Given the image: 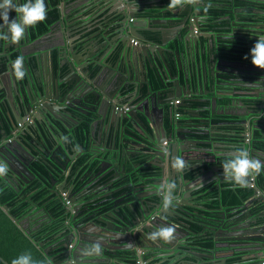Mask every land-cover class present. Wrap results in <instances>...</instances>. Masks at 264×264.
<instances>
[{
    "label": "water",
    "instance_id": "1",
    "mask_svg": "<svg viewBox=\"0 0 264 264\" xmlns=\"http://www.w3.org/2000/svg\"><path fill=\"white\" fill-rule=\"evenodd\" d=\"M122 3L126 6L128 5V0H122ZM201 6V4L199 6L190 5L184 15L182 11L180 14L176 13L175 17L172 18L147 19L146 21L138 20L135 14L124 12L121 14L123 17L122 30H119L117 38L102 35L96 41H86L80 44L81 46L77 44L78 39L72 40L68 38L71 34L69 32L70 28L64 22V11H61L59 17V21L62 22L60 28L62 29L63 26L61 37L63 40H69H67L66 44L56 49L55 60L57 63L54 62L51 52L34 51L24 55L23 48L19 47L14 53L25 57L26 66H24V69L26 76L23 80H17L12 66L7 64L8 59H6L5 70L7 69V73L4 75L7 77V83H4L6 88L3 103L5 106L7 104L4 114L12 130L16 131V123L25 121L33 107H35L36 114H34V118L36 122L38 124L44 123L45 126L43 127H48L56 136H58L59 132L63 135V129L59 127V124L61 128L63 127V118L70 117L76 126L87 121V131H85L81 140L83 143L86 142L87 146H91V143L95 140L91 130L95 126V121H98L96 119L102 120L105 116L106 107L109 104L105 97L111 98L112 94H115L111 89L110 92L112 94L108 93V88L112 85L114 77H116L115 73L121 72L118 63L111 65L107 62L110 57L113 58L116 55L118 58L121 55L124 56L125 52L129 57L137 55L136 59L139 60L137 63L139 62V65L143 61L147 64L149 63V67L156 72L157 81L160 85V88L157 89L158 91H155L147 75L145 76V71L139 66L142 77L137 82L131 83V86H133L132 94H129L136 99L135 104H132L135 106L134 108L141 112L144 111V117L150 122L153 134H151V131H147L149 130L147 129L148 125L136 113L122 112V114H119L118 119L121 116L128 119L127 125L123 126L124 122H122L115 131L109 130L110 132L107 130L108 127H106L107 131L103 132V135L99 137L98 146L94 145L93 147L92 144L91 149L88 151V159L78 166L75 160L83 153L82 143H79L80 153L77 155L71 145H66L65 147L51 133L55 139V141H52V145L54 146L55 142L58 143L54 153L58 152L64 158L61 161L53 156L58 163L59 169L58 171L54 169L51 173L55 176V180L50 174L48 175L51 182L57 185L52 193L58 196L62 203L65 200L69 202V206H66L65 209L67 214V222L65 224L67 235L59 241L62 243L60 247L65 252L61 259L51 257L52 264H135V261L142 263L146 257H150L149 255L152 258H168L171 256L174 260L179 261L178 264H222L221 262H214V252H196L186 243V238L190 234L193 235V233L184 225L183 221L187 220V218L191 220L197 213L195 211L190 212L185 207L204 209V207L194 205L191 202L192 193L199 191L212 181L216 182L215 187H218L219 183L218 180L213 179L201 182L193 188L190 186L191 180L185 178L187 171H190L189 167L179 173L171 167V158L179 156L177 150L183 152V147L187 146V144H191L194 150H201L200 146L196 145L197 143L190 141L193 139L188 135L204 136L207 134L206 131H191L187 127H183L178 122L179 119H174V113L181 108L184 115H188L187 117L198 119L201 124L205 123L201 118L202 107L193 108L192 104L207 103L206 99L198 96L202 93V89L209 86L210 91H207L206 94L214 95L209 99L211 105L215 103L218 94H223L224 96L237 98V102L241 103L247 110L259 111L258 113L262 116L255 120L256 123L254 122L252 126L253 129L259 130V124L264 123V112L262 114L264 105V69L257 68L252 63L216 59L217 65L214 66L213 71L211 70L210 73H207L206 68L209 65L206 66L205 61H202V56L206 52L205 42H208V44L213 43L215 48H218L221 41L234 39V29L228 34L216 35L210 32H203L201 25L204 23L205 17L201 16L199 11ZM250 10L255 11L254 8H250ZM153 25L159 27L156 29L151 28ZM54 26L55 23L50 29L55 28ZM145 33L158 34L160 39L155 42L147 38ZM64 36L67 38H64ZM131 39L139 41L141 45L137 48L129 47ZM202 40H204V43H202ZM32 43L30 42L29 44ZM168 44L171 45V49L167 50L165 46ZM7 45L4 46V49L10 48ZM172 48L175 51H172ZM5 52L3 50L0 53V57ZM164 53L168 55V58H164ZM77 56H80V58H77ZM183 62H185L186 69L182 66ZM220 63H223L224 69L227 70L225 73L218 72L217 66ZM230 64H235L236 67H232ZM242 66L244 68H240ZM232 69L243 72L242 74L245 77L238 78L230 74L229 70ZM219 74H222V76L220 77ZM181 76L183 77V84L180 83ZM0 78H2L1 74ZM106 79H108L106 84H99L97 81ZM0 80L3 81V79ZM194 81L196 82L197 91L194 89ZM223 86L232 88L231 92L228 94L219 91V88ZM130 89L128 88V91H126L129 93ZM13 90H15V95L12 94ZM121 94L122 92H116L117 98L115 100L111 99L114 101L115 107L120 105L118 99H120ZM186 94H190V96L192 95L195 98L190 99L189 95L187 97ZM248 94L251 95L252 100L246 103L247 101L245 102L244 97ZM157 97H161L162 100H158ZM141 98H143L142 103L139 102L136 105V102ZM177 100L179 101L178 104L174 105L173 102ZM232 101L235 100L232 99ZM163 103L169 105L170 129L166 135L162 127L156 125L158 129L155 128L149 111L150 104L153 106V104L161 105ZM111 107L113 108L112 105ZM73 108L78 113L84 114L86 120L74 115L70 111ZM157 111L159 116H161L160 124H162L163 109H158ZM115 116L117 114L113 113L111 120ZM238 124L241 125L240 128L244 131L247 128L251 130L250 122L246 120H241ZM58 129L62 131L58 132ZM67 130H70V128ZM40 131V125L34 126L32 133L22 130L13 143L7 142L8 135L5 134L4 130L2 131L5 135L0 138V160L8 164L9 171L13 176L17 174V171L9 165L12 161H16L15 166L18 169L26 168L28 171L33 163L39 164L37 159L39 154L37 153L41 152L44 154L43 152L45 151L40 145L44 146L46 144ZM158 132L161 133V138L157 136ZM249 133H241L240 139L243 143L240 148H247L252 157L260 156V161L264 163V148H260V145H264V126L259 132L260 139L255 138L254 130L252 132L249 131ZM77 135V129L71 130L64 142L71 144L76 140ZM34 137L37 143L33 141ZM109 141L113 144V148L115 142L119 145L123 144L119 148V154L114 153V155L108 156L104 143ZM164 142L165 146H163ZM138 148L142 150L141 155H145V152H148L147 154L150 157L152 156L149 164L155 170L149 173V171H143L144 167H141L137 173H133L131 176L130 173H126L125 168L128 165V161L136 156L139 151ZM204 151L209 152L210 150L204 149ZM182 155L183 153L180 154V157L188 162L190 155L188 157ZM222 156L230 157L229 154L221 155L216 153L215 158L217 160H215L213 166H209L212 171H215L214 167L220 164L219 158ZM205 159L204 163L209 164L210 161L207 162L209 157L205 156ZM111 162L115 163L117 168L111 166ZM71 163H73L72 166L68 168ZM107 167L112 168L109 171L113 172L111 175L112 179H114L115 174L119 177L122 173L130 181L126 187H133V190L127 191L125 194V198L129 201L124 206H121L122 204L119 206V202L115 201L112 203L111 209H97L92 215L86 216L84 209L86 207L81 209L78 205L79 198L82 196L83 201L81 203L84 204L89 199H95L104 191H107V188H104L99 183V175ZM137 168L138 166H136L135 170ZM109 172L106 170L104 174L107 175ZM13 176L10 177L13 178ZM23 176L28 178L27 182L35 178V175L31 177L29 172L25 171ZM259 176L263 177L264 181V169H262ZM134 179H136L137 183H140V187H137L139 189H136ZM169 181H174L177 185L176 190L173 192V196L176 199L173 202L174 207L164 210L162 208V193L159 189L161 185ZM59 182L60 184L58 185ZM71 182L72 184H70ZM126 187L119 190H123ZM249 187H251L250 183L247 188ZM140 190H142L141 195L138 193ZM253 192V197L243 204V209L247 213L243 215L240 212L234 215L220 213L217 218L207 219L205 230L212 233L215 249L219 245H225V247L229 245V243H224L222 239H233L237 242L247 241L248 248L253 247L255 257L257 253L263 256L264 186L262 188L258 187ZM62 193H66L65 199L61 196ZM259 201L263 202L262 208L259 213L253 215L252 211L247 209V206L251 202ZM98 205H101V202L95 203L94 208ZM1 208L10 220L25 233V228L21 226L20 221L9 215V208L5 205ZM32 211H37V207L32 206ZM202 219L206 218L202 216ZM258 220H262L261 223ZM250 221L253 222L251 223ZM239 222L247 229L252 226L257 227L253 230L257 234L253 237L238 238L236 233L239 231ZM164 226L175 228L176 239L169 243L149 239L150 233ZM60 236L61 234L57 235V237ZM59 242L54 244L53 249L59 248L56 246ZM97 243L103 248V252L99 257L85 256L84 260H79V257H84L83 250L86 247ZM234 244L242 247L246 243ZM38 247L41 248L42 244H38ZM158 248L167 252L162 254V256L149 254L154 253ZM46 251L44 250V252ZM129 258L132 259L129 260ZM201 260H205V262ZM166 261L172 262V259H167ZM0 262L8 264L1 257ZM258 263L260 264L261 260H258Z\"/></svg>",
    "mask_w": 264,
    "mask_h": 264
},
{
    "label": "crops",
    "instance_id": "2",
    "mask_svg": "<svg viewBox=\"0 0 264 264\" xmlns=\"http://www.w3.org/2000/svg\"><path fill=\"white\" fill-rule=\"evenodd\" d=\"M247 1H254V0H247ZM189 7H190V5H187V6H184L183 8L169 9L171 11H169L167 9L165 11H169L171 13L170 15L172 17L176 13H181L182 11L184 13H186L187 9H189ZM240 10L243 11V9H240ZM112 15L113 14L111 12H104V14H102L100 20H104V19L106 20L107 18L112 17ZM256 15H263L264 16V14L261 12H259ZM235 21L236 20H233L232 24L235 23ZM255 28L257 29V28H259V26L257 25ZM62 29H63V26H62ZM62 29L60 28V25H59L56 28H53L52 30L49 29L47 33L36 38L34 40L35 43H33L31 46L32 52H34V51H43V52L48 51V52H52L53 57H54L57 54L56 49L60 48L61 45L66 44L67 40H68V39L67 40L62 39V37H61V33H62L61 30ZM114 29L115 28L112 29L113 31H111V34L109 35V33L107 31L103 30V26L102 27L98 26L96 28L95 27L85 28L81 32V34H80L81 36H80V38H78L77 44L79 46H81L80 44H82L86 41H88V42L96 41L98 37H101L102 35H106V34H108L109 36H112L113 33L116 31V30L114 31ZM232 29L235 30L236 28H232ZM226 34H228V33H226ZM64 38H67V37L64 36ZM205 47H206L207 53L208 52L210 53L211 49H214V50L217 49V48H215V45L213 43L208 44V42H205ZM79 48H81V47H79ZM136 57H137V55H133L132 57H129L128 54L126 55V52H125L124 56L121 55L118 58L115 56L114 59L109 61V64H111V65H113V63H118V67H119L121 72L115 73L116 77H114V79L111 83L112 87L110 86L108 88L107 92L112 94L110 92V89L112 91H114L115 94H116V92H122L120 99H118L120 105H117L115 107L114 101L111 100V99L115 100L117 98V96L115 94H112L111 98L105 97V100L109 103L106 107L105 116L102 120L100 119L101 121L99 119H96L98 121H95V126L91 130L93 136L95 137L94 138L95 140L93 141V143H91V146H89V145L87 146L86 142L82 143V145H83V154L82 155H85L86 160L88 159V156H89L88 151L91 149L92 144H93V147H94V145L98 146L97 142L99 141L100 135H103V132H105L107 130L108 131L109 130L115 131L117 126L119 127V125H121L122 122H124L123 126H126L128 123V119H126L122 116L119 117V119H118V116L120 114L119 110H121V112L127 111L129 109L128 106L130 104H135V101H136V99L132 95H129V94H132L133 86H131V83H134L135 81L137 82L138 79L142 77V72L139 68V62L137 63V61H139V60H137ZM77 58H80V56H77ZM180 60H181V58H180ZM210 61L211 62H209V63L205 62L206 66L209 65L206 68L207 73H210L211 70L213 71L214 66L217 65V62H215L216 59L211 57ZM54 62L57 63L55 58H54ZM23 63L25 65V62H23ZM182 66H184V68L186 69L185 62H183ZM230 66L236 67L235 64H230ZM240 68H244V67L242 66ZM217 69L219 70L218 71L219 73H225L227 71L226 69H224L223 63H220L217 66ZM229 73L238 77V78H241L244 76L242 74L243 72H238L234 69L229 70ZM129 76H130V78H129ZM219 76L221 77L222 74H219ZM97 81L99 84H101V83L106 84L108 82V79L97 80ZM180 83L183 84V77L182 76L180 77ZM128 88H131L129 90V93L127 92ZM194 89H195V91H197L195 81H194ZM231 90H232V88L226 87V86L219 88V91L225 92L228 94L231 92ZM207 91H210L209 86H206L205 89H202V93L198 96L200 98L207 100L205 109H203V112H206V114H208V117H206V119H207L206 121L209 122V124H207V129H206L207 134H205L204 135L205 137L203 139H200L199 141H197L198 139L197 140L196 139L190 140L193 143H197L196 145L198 147L200 146L201 150H194L193 149L194 147H192L191 144L190 145L187 144V146L183 147V149H184L183 152L182 151L179 152V150H177V152H178L179 156L181 153H183L182 156H184V157H186V156L188 157V155H190L189 161L187 162L188 164L190 163V165H189L190 171H187V173L185 174V178L191 180V185H190L191 187L194 188L196 185H198L201 182L211 181L213 179L218 180L219 186H225V185L234 186L233 182H230V181L224 179L222 164L227 159L226 156H222L219 158L220 164L217 165L216 167H214L215 171H212L209 166H211V165L213 166L215 163V160H217L215 158L216 153L221 154V155H226V154L233 153L238 148H240L241 144L243 143L242 140L240 139L241 133H249V131L252 132L254 130L255 131L254 135L258 134L262 130V127L264 125L259 124V126H260L259 130L253 129L252 126L254 125L255 120L261 118L262 115L259 114L258 113L259 111H257V110H247L246 107H243L241 103L237 102V98H232L230 96H224L223 94H218L216 96L215 103L213 105H211V102L209 101V99L211 97H213L214 95L210 94V93L206 94ZM185 93H186V91H185ZM228 94H226V95H228ZM188 95H189L190 99L195 98L192 95L190 96V94H186L187 97H188ZM128 97H129V99H128ZM144 98H145V96H144ZM157 99L159 100V99H161V97H157ZM232 99L235 101H232ZM142 100H143V98H141L138 102H136V105L139 102H141ZM195 104H198V103H195ZM111 105L113 106V108L111 107ZM6 106H7V104H6ZM134 107L135 106L132 105V109L135 111L134 113H136L137 116H139V118L148 125L147 129H149V130H147V131L148 132L151 131V134H153V130H152V126H151L150 122L148 120H146V118L144 117V111L141 112ZM206 107H207V109H206ZM209 107H210V109H209ZM168 108H169V105H166L164 103L161 105L153 104V106L150 104V106H149V111H150L152 123L155 125V128H157V129L159 126L162 127L164 132H165V135L168 133V131L170 129V124H169L170 118H169ZM158 109H163V118H162L163 122H162V124H160L161 123L160 122L161 116H159V113L157 111ZM133 110H131V111H133ZM263 112H264V105H263L262 114H263ZM113 113L117 114V116H115V118H113L111 120V116ZM34 114H36V113L34 112ZM34 114H31V115H33L32 117H34ZM186 116H188V115H186ZM63 119L64 120L67 119L66 122L69 123V127L70 126L74 127L73 120H71L70 117L69 118L66 117ZM241 120H246L247 122H250L251 130H248V128L245 131L242 130L240 128L241 125L238 124L241 122ZM34 121H35V124L37 126L38 125H40V127L45 126L44 123L38 124V122H36L35 118H34ZM106 127H108L107 130H106ZM237 128L239 130L236 133L234 131V129H237ZM40 132L42 133V130ZM137 132H139V131L137 130ZM157 136L158 137L160 136V138H161V133L158 132ZM56 137H57V140L59 141V143L65 145V147H66V145H69V146L71 145L73 151H75L77 154H79L78 153L79 152L78 142H72L71 144H69V143L67 144L66 142H64V140L67 137L62 138V135L60 132L58 133V136H56ZM52 141H55L53 135L51 136V142ZM44 142H46V144L44 146H42V149L45 152H43L44 154H42L41 152H38L37 154H39V156L37 157V159L39 160L38 165L42 166V168L45 172V176L50 178L48 176L49 174L51 175V177H53V174H51L53 172L52 167L55 170L57 169V171L59 169L58 163L55 161L53 156L56 158L59 157L60 159H64V158L62 156H59L58 152L54 153V151H53L57 148V145H58L57 142H55L54 146L51 145V147L48 146V144L50 143V139H47ZM122 145H123L122 143L119 145L117 142H115V144H114L115 149H114L111 141L104 143V147L106 148V153H108V156L109 155L112 156V155H114V153L119 154V148ZM165 145L166 144L164 142L163 146H165ZM204 149L210 150V151L205 152ZM138 150L139 151L136 153V156L133 157V159L128 161V165L126 166L125 170L129 169L133 172L136 169V166H138L137 170L141 167H146V168L147 167H153V166H150V164H149L151 162L150 160H152V156L150 157L149 154H147L148 152H145L146 153L145 155H141L142 150L140 148H138ZM205 156H207V158L209 157L211 164L210 163L209 164L204 163V161L206 160ZM80 158H82V157L78 156V158L75 161L79 160ZM228 158H230V157H228ZM253 158L260 160V156H253ZM86 160H84V161H86ZM147 160H149V161H147ZM72 164L73 163L69 164L68 168H70L72 166ZM111 164H112L111 166H113L114 168L115 167L117 168L115 163L111 162ZM50 169H51V171H50ZM121 172H123V171H121ZM126 173H127V170H126ZM120 175L123 176L122 173ZM124 177H125V175H124ZM124 177H122V178H124ZM257 178H258L257 176L254 179L250 178V184L253 185V187H250V188H254V190H256L258 188V187L256 188V186H255ZM123 180L126 182V184H122L120 188L126 187L130 183V181L127 178H125ZM196 182H198V183H196ZM70 184H72V182ZM215 184H216V182L212 181L211 183L204 186L203 188L210 186V185L214 186ZM135 185H136V189H139L137 187H140V183H136V181H135ZM263 186H264V181H263V177H261V184L259 185V187L262 188ZM244 188H247V187H244ZM119 189H114L113 192L114 193L118 192ZM239 189L241 190L243 188L235 186V190H239ZM123 190H126V192H127L130 190H133V187H126ZM138 193H140L139 195H141L142 190L138 191ZM103 194H106V193H103ZM103 196H105V195H99L98 197H96L95 199H92V200L89 199L88 202L84 203V204L81 203L83 201V198L81 196L79 198L78 205L81 209L86 207V208H84L86 216L92 215L93 212L95 213V211L97 209H101V208H105L108 210L111 209L112 205H107V204L105 205L106 202L104 203L103 200H102L103 202L99 201V202H101V205H98V206H96V208H94V204L99 203L98 202L99 198L102 199ZM191 200H192L191 202L194 205L203 206L202 204L204 202L202 200H200V195L198 194V191H194L192 193ZM124 205H126V203L122 204L121 206H124ZM119 206H120V204H119ZM119 206H117V207H119ZM185 209L190 211V212L201 210V209H195L193 207H185ZM239 212L241 214L247 213L245 209H240ZM38 213L41 214V211H40V209L38 210V208H37V211H35V212L32 211L33 216L38 215ZM246 218L248 219V217H246ZM240 222L238 225L239 231L236 233L238 238L253 237L257 234L256 232H253V230L256 229L257 227L252 226L250 229H247V227L243 226L242 223L240 224ZM250 222L252 223L253 221H250ZM191 236H193V235H189L188 238ZM188 238H186V241L188 240ZM222 241H224V243L225 242L229 243V245L227 247H225V245H223V246L219 245L217 247V249H215L214 242L211 241L212 242V248L209 251L215 253L214 262H217V263L221 262L222 264H258V260H261L263 257L259 253H257V255L255 257V254L253 253L254 249H253V247L248 248L247 241L237 242V241H234L233 239H230V240L222 239ZM249 241H251V239H249ZM254 242H251V243H254ZM234 243H241V244L246 243V244L242 247H238V245L234 244ZM192 250H194L196 252L201 251L200 249H195V248H193ZM209 251H208V253H209ZM161 252L166 253L167 251L162 250ZM202 252H205V251H202ZM263 255H264V252H263ZM159 256H162V255H159ZM84 259H85V256L79 257V260H84ZM155 259H153L152 257H147L145 259V261H143L142 263L141 262H139V263L140 264H153V260H155ZM187 260H189V258H187ZM201 261L205 262V260H201ZM162 262H165V261L161 260L157 264H161ZM175 262H179V261L176 260Z\"/></svg>",
    "mask_w": 264,
    "mask_h": 264
},
{
    "label": "trees",
    "instance_id": "3",
    "mask_svg": "<svg viewBox=\"0 0 264 264\" xmlns=\"http://www.w3.org/2000/svg\"><path fill=\"white\" fill-rule=\"evenodd\" d=\"M59 0H45L47 5V19L37 24L34 28H29L31 39H36L37 37L44 35L48 32L50 27L57 21L59 13L56 5ZM170 0H161L159 3L160 8L169 9L168 4ZM211 5L205 11L206 5ZM201 7L199 11L201 16L205 17L204 23L201 25L203 32H210L212 34H226L234 30V39L231 41H221L219 47L214 50L211 49L210 53L205 52L203 54L202 61L207 63L211 62L210 58L221 59L227 61H241L251 63L250 50L257 42L258 37L264 36V16L256 15L259 12L264 14V1L262 0H202ZM250 8H254L255 11H251ZM240 9H243L240 10ZM245 9V10H244ZM155 13V14H154ZM171 13L165 11L162 15L164 18H170ZM185 13H183L184 15ZM151 19H157L161 15V11L157 9H152ZM236 20L232 24V21ZM259 28H255L256 26ZM204 43V40H202ZM247 57V59L245 58ZM54 58V57H53ZM158 82V81H157ZM159 85V84H158ZM4 95L0 93V109L5 108L3 103ZM229 101V100H228ZM202 107L205 109L206 103L202 104H192L193 108ZM179 113V123L183 127H187L191 131L202 130L206 131L207 124L206 117L208 114L206 112L202 113V119L205 123H199L198 119L189 118L183 113V109H178L176 111ZM1 130V128H0ZM43 138L45 140L50 139L48 146L51 147V136L52 132L47 127H41ZM238 128L234 129L237 133ZM61 131L58 129V132ZM87 131V121H84L78 130V137H83V133ZM49 134V135H48ZM55 135V133L53 132ZM259 135V133L257 134ZM2 135L0 134V137ZM50 136V137H49ZM192 139H203L205 136L188 135ZM259 139V136H256ZM78 140H81L78 138ZM263 149L264 145H260ZM210 160H207L209 162ZM84 162V158H80L76 161L79 166ZM207 164V163H206ZM35 173L44 174L45 172L42 166L37 163L33 166ZM128 173L133 175L137 173L138 170L133 172L126 169ZM153 167H144L143 171H154ZM136 181V179H134ZM137 183V182H136ZM261 184V177L259 176L256 181V188ZM260 188V187H259ZM257 190V189H256ZM254 188H243L235 190V186L225 185L215 187L213 185L202 188L198 191L200 195V200L204 203L202 204L204 209L195 211L197 215H194L190 220L187 218L183 221L184 225L190 229L193 236L189 237L187 240V245L190 248L200 249L202 251H209L212 248V233L205 230L208 218H217L220 213L234 215L238 213L240 209H243V204L249 201L253 197ZM37 204L38 207H45L49 216L55 219V223L51 230L47 233V229L42 228L36 234L27 235L21 229L14 224L10 218L3 212L2 206H7L9 208V215L15 217L17 220L23 216V214L28 211L31 205ZM263 202H251L247 206L253 215L260 212ZM243 215V214H241ZM202 216L206 219H202ZM64 205L55 196H47L46 190L43 189L41 183L35 179L31 184H29L25 189H22L19 193L0 179V257L5 260L8 264H12L13 259L17 258L23 253H31L32 257L36 261L45 260V258L55 257L56 259H61L64 252L59 248L55 250H50L44 252L43 248H39L38 244L43 243L46 246L48 240L53 239V235L61 230H64L62 221L64 220ZM262 220H258L261 223ZM192 235V234H190ZM0 264H2L0 262Z\"/></svg>",
    "mask_w": 264,
    "mask_h": 264
},
{
    "label": "flooded vegetation",
    "instance_id": "4",
    "mask_svg": "<svg viewBox=\"0 0 264 264\" xmlns=\"http://www.w3.org/2000/svg\"><path fill=\"white\" fill-rule=\"evenodd\" d=\"M24 2H25V0H14V3H21L22 4ZM160 2H161V0H128V5L124 6L122 3V0H59L58 4L56 5V7L58 9L59 16H58L57 21L55 22L54 27L56 28L57 26L62 24V22L59 21V17H60V12L64 11L63 12V16L65 19L64 22L70 28L69 32L71 33L70 36L68 37L69 39H72V40L78 39L81 36L80 35L81 32L85 28H93V27L96 28L98 26L99 27L103 26V30L107 31L109 33V35L111 34V31H113L112 29L115 28L114 31L115 30L116 31L110 37L117 38L119 30L120 29L122 30V27H121V23H123V21H122L123 17L121 16L122 13H124V12L125 13H132V14H135L137 16L138 20L146 21L147 19H151V16H149L148 14H152V9H157V10H159V12L161 11V15L157 19H161V18H164L162 14L165 12V9H162V8H160V6H157V5H159ZM103 9H105V10H103ZM104 12H111L113 15H112V17H109L106 20L105 19L100 20L102 14H104ZM177 14H180V13H177ZM15 16H16V13L14 11L9 13L10 20L12 18H15ZM172 17H175V16H172ZM172 17H170V18H172ZM153 20H156V19H153ZM0 25H3V20H0ZM157 27H159V26H156V25L151 26V28H154V29H156ZM0 30L7 32L6 27H4L3 29H0ZM106 35H108V34H106ZM145 35H147V38H149L150 40H153L155 42H157L160 39L158 34L145 33ZM34 40L35 39H31L29 29H27L24 39H22L18 43H12L10 41L0 40V53H2L3 50L6 51L5 54L3 56L1 55V57H0V74L2 77L0 79H3V81L0 80V93H2L4 95L3 99H5V88H6V85L4 83H7V81H6L7 77L4 75L5 73H7V69L5 70L6 59H8L7 64H10L12 66V63L15 61V59L18 56H20V55L14 53L15 51H17V48H19V47L23 48V54L26 55V54L32 52L31 46L33 43H35ZM131 40H134V39H131ZM131 40L129 42V47L137 48L141 45V43L136 40L137 44L133 46V45H131ZM30 42L31 43L33 42V43L29 44ZM7 44L9 45L10 48L4 49V46H6ZM170 46L171 45H169V44L166 45L165 49H167V50L171 49ZM172 51H175L174 48H172ZM115 56L113 58L110 57L107 60V62L114 59ZM163 56H164V58H168V55L165 53L163 54ZM52 57H53V54H52ZM54 58H55V56H54ZM54 58H53V60H54ZM23 62H25L24 66H26L25 57H24ZM149 65H150L149 63L147 64L143 61L142 63H140L139 66L142 70L145 71L144 72L145 76L147 75L149 82L154 87V90L158 91L157 89L160 88V85H158V82H157L156 72L152 68H150ZM243 77H245V76H243ZM12 94L15 95V90H13ZM250 96H251L250 94L245 95L244 100H245V102L247 101L246 103H248V101L252 100ZM6 107L7 106H5V108H3V109H0V128H1L0 134L2 136H4L5 134L8 135L7 142L13 143L16 140V138L19 137V133L22 130H27L30 133L33 132L34 126L36 125L35 121H34V117H32L33 115L28 117L31 120L30 123L26 122V120L23 122H20V123H16L17 129H16V131H13L10 123L8 122V120L4 114V111H6ZM34 108L35 107H33V110H34ZM128 108L129 109L125 112H130L131 110H133L132 104H130L128 106ZM33 110H31V111H33ZM70 111L74 115L79 116L80 119L86 120L85 115L78 113L75 108L71 109ZM119 111H120V113H122L121 110H119ZM33 112H35V111H33ZM131 112L134 113L135 111L133 110ZM66 120L63 119L64 124H63L62 128H61V125L59 124L60 129H63L62 138H65V137L68 138L70 131L73 129H77V132H78L79 127L82 124V123L78 124L77 126H76V124H74V127H71V126L69 127V123L66 122ZM263 125H264V123H263ZM66 127L70 128V130H67L68 128H66ZM3 130L5 131V134L2 133ZM78 135H81V134L78 133ZM78 135H77L76 140L74 142H78V144L83 143V142H81L82 137H78ZM256 136H257V134L255 135V138L258 139ZM78 138L81 140H78ZM259 139H260V137H259ZM27 140H29V139H27ZM33 141L35 143H37V140L35 137H34ZM40 146L42 148V145H40ZM78 150H79V148H78ZM78 153H80V150ZM82 154L80 156L82 158H84V160H86L85 155H82ZM77 155H79V154H77ZM59 156H61V155L59 154ZM9 159H12V158H9ZM57 159H60V158L57 157ZM60 160H62V159H60ZM147 161H149V160H147ZM15 162L12 161V162H10L9 165L12 166L15 171H17L16 172L17 174H14L15 176H13V174H11V172L8 171L7 176L2 178V180L4 182H6L8 185H10L16 191V193H19L22 189H25V187H27L29 184H31V182H33L35 179H37L41 183V186L43 187V189L46 190L47 196L54 195L52 192L55 190L57 185H54L51 182V179L48 178L47 176H45L44 174L35 173V171L33 170V166L35 165V163H33V165H30V168L28 171V169H26V168L18 169L15 166L16 165ZM111 169L112 168H110V167L106 168V170L108 172ZM53 170H54V168L52 167V171ZM106 170L102 174L99 175V177H100L99 183L102 184L104 188H107L106 189L107 191L103 192L106 194H103V193L101 194V195H105V196H103L102 199L100 198L98 200V202L103 200L104 203L106 202L105 205L106 204L112 205V203L115 201L119 202V204H125L127 201H129L128 199L125 198V194L127 193L126 190H119L118 192H115V193L113 192L114 189H119L122 184H126V182L123 180V179H125L124 175L123 176L120 175L118 177V175L115 174L114 179H112L111 175L113 174V172H109L107 175H105L104 173L106 172ZM24 171L27 173L29 172L31 177H34V175H35V178L33 180H28V182H27L28 178L23 176ZM10 176H13V178H11ZM122 177H124V178H122ZM53 178L55 180L54 175H53ZM59 184H60V182L58 183V185ZM56 197L58 198V196H56ZM63 205H64L65 217H64V220L62 221V225L64 227V230H61L58 233L54 234L53 239L48 240V243H46V246H44L43 243H39V244H42L41 248L44 247L43 250H47L46 252H48L50 250H55V249H53L54 244L59 242L60 239L65 238V236L67 235V228L65 225L67 222V214L65 212V209H66L65 201H64ZM32 206H36L38 208V210L40 209L41 214L38 213V215L33 216L32 212H31ZM19 221L21 223V226L25 228V233L27 235L36 234L42 228H44V230L47 229L46 234H48L49 231L51 230L52 226L55 223V219L49 216L48 212L45 210V207L44 206L38 207L37 204L31 205L30 209L23 214V216L20 218ZM58 234H61V236L57 237ZM186 243H187V241H186ZM61 245H62V243L59 242L58 245H56V246H58L61 249L62 248V247H60ZM59 248H56V249H59ZM62 251L65 252L64 249ZM161 251H162V249L158 248L154 251V253H149V254H152V255H154V254H156V255L165 254L164 252H161ZM149 256L152 257L151 255H149ZM131 259L129 258V260H131ZM153 259H155V258H153ZM167 259H172V262H170V263L167 262L166 261ZM161 260L165 261V262H162L161 264H178V262H175L176 260H174L172 257H168V258L157 257L155 260H153V264H157ZM135 262H136L135 264H140L138 261H135Z\"/></svg>",
    "mask_w": 264,
    "mask_h": 264
},
{
    "label": "clouds",
    "instance_id": "5",
    "mask_svg": "<svg viewBox=\"0 0 264 264\" xmlns=\"http://www.w3.org/2000/svg\"><path fill=\"white\" fill-rule=\"evenodd\" d=\"M202 0H170L168 4L169 9L183 8L187 5L199 6ZM211 5L205 6V11ZM15 12V18L10 20L9 13ZM47 5L45 0H25L24 3H14V0H2L0 2V20H3V25L0 29L7 28V32L0 30V40L18 43L24 39L27 29L34 28L37 24L44 22L47 19ZM251 63L257 68L264 69V36L258 37L257 42L250 50ZM247 59V57H245ZM24 57L18 56L12 63L13 73L17 80H23L26 76L24 69ZM222 164L224 179L233 182L234 186L240 188L248 187L250 178L254 179L261 174L264 169V163L259 159L251 156L247 148H238L235 152L229 154ZM171 167L176 172H182L189 167L185 159L180 156L171 158ZM9 166L5 161L0 160V179L7 176ZM177 185L174 181L166 182L160 186L162 193V208L168 210L174 207L173 192ZM175 228L171 226H164L149 235L152 241H163L169 243L176 239ZM103 252L102 246L97 243L83 250V255L86 257H99ZM12 264H52L49 258L42 261L33 259L31 253H23L17 258L13 259Z\"/></svg>",
    "mask_w": 264,
    "mask_h": 264
},
{
    "label": "built area",
    "instance_id": "6",
    "mask_svg": "<svg viewBox=\"0 0 264 264\" xmlns=\"http://www.w3.org/2000/svg\"><path fill=\"white\" fill-rule=\"evenodd\" d=\"M136 44H137V41L136 40H131V45L134 46ZM178 102H179L178 100L177 101H174L173 104L176 105V104H178ZM175 116L177 118V117H179V114H176ZM26 122L30 123L31 120L29 118H27L26 119ZM251 187H253V185H251ZM61 196L65 199L66 194L65 193H62ZM65 204H66V206H68L69 205V202L67 200H65ZM260 264H264V255H263L262 259H261V263Z\"/></svg>",
    "mask_w": 264,
    "mask_h": 264
},
{
    "label": "rangeland",
    "instance_id": "7",
    "mask_svg": "<svg viewBox=\"0 0 264 264\" xmlns=\"http://www.w3.org/2000/svg\"><path fill=\"white\" fill-rule=\"evenodd\" d=\"M33 111H35V108H34V110H33ZM33 111H31V112H30V116H32L31 114H33V113H34ZM176 114H179V113H177V112H176V113H174V119H175V120L180 118V115H179V117H177V118H176V116H175ZM65 194H66V193H65Z\"/></svg>",
    "mask_w": 264,
    "mask_h": 264
}]
</instances>
